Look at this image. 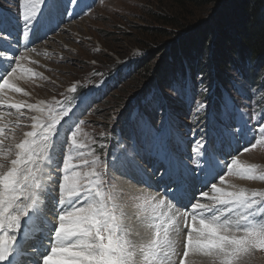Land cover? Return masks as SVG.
<instances>
[{
	"label": "rangeland",
	"instance_id": "374dc122",
	"mask_svg": "<svg viewBox=\"0 0 264 264\" xmlns=\"http://www.w3.org/2000/svg\"><path fill=\"white\" fill-rule=\"evenodd\" d=\"M64 1L47 0L39 20L25 23L23 14L26 10L30 12V7L23 0H0V22H3L0 25L3 36L0 38V45L9 40L10 32L18 42L23 39L35 40L33 48L36 49L33 54L25 53V59L20 61L22 67L10 80V83L23 91L16 92L6 88L0 93V102L7 107L15 103L25 105L19 111L10 107L1 109L0 122L5 124V133L0 139H4V146L7 148L20 142L24 133L32 130L34 121L31 117L40 113L29 110L27 104L44 101L45 110L48 105L57 101V109L63 103L70 105L63 108L69 110L63 121L75 122L74 131L77 127L80 129L77 133L78 142L87 145L84 151L93 153L90 159L99 157L107 189L122 196L121 203L125 205L126 211L125 222L135 233L138 228L135 229L134 226L140 220L136 215L134 198L158 195L156 189H153V182L157 183V191L169 192L165 199L177 207L178 203H183L177 196L181 194L184 182L194 184L185 188L186 195L193 197L195 192H199L198 182L191 179L192 176H199L198 160L202 161V165H206L204 160L211 162L214 176L218 172V163L226 158H220L217 152H222V147H227L230 143L237 145V135L246 133L250 138L249 144L258 138V132L264 137L263 129L258 126L264 116V86L251 83L245 75L242 76L230 66L225 71L228 78L221 85L212 65L201 60L195 79L188 69L186 79L173 85L169 91L164 90L167 96L158 87L143 95L154 81V71L164 65L175 47L213 22L229 2L233 5L237 0H226L222 4V0H200L189 5H178L169 0H70V4H65L74 10L71 19L63 21L54 30L55 27L51 28L50 21H47L53 11L49 8ZM214 41L215 38L212 37L210 44ZM209 51L210 49L207 53ZM148 55L152 61L147 72L137 77L135 64ZM180 55H183L182 51ZM203 73H209L208 79L203 78ZM141 83L143 85L139 87ZM73 86L76 90L87 91L82 96L90 93L92 97V102L79 108V113L74 108L79 106L82 96L79 100L73 99L74 92L70 90ZM218 89L223 93L220 111L201 120L200 116L206 111V103L210 104V96ZM95 90H99L100 94L95 95ZM255 99H260V107ZM150 128L157 132V136L152 137ZM124 129L134 134L131 137L133 145L130 148L126 146L130 150L128 154H123L121 148L124 143L121 140L130 144L129 135L124 134ZM120 131L123 135H120ZM140 133L144 135L139 136ZM116 139L120 141L118 147L112 148L111 140L116 142ZM183 142L186 143V150L182 151L178 143L183 146ZM242 142H247L246 136L242 138ZM199 143H203V148L201 155L197 156L195 149ZM258 146L240 159L241 162L255 163L264 169V141ZM60 154V149L50 153L54 161L59 159ZM119 154H123V161H119L118 167L114 162ZM14 156L13 152L9 159ZM159 156L161 161L166 162L169 159L162 156L173 157L180 169L183 168L181 165H187L192 176L184 167L183 172H178L170 184L166 183L165 168L160 164ZM51 164L53 162H49L47 171L53 175L51 179H47V175L45 177L46 191L43 196L47 206V220L54 219L48 208L56 202L57 176L62 175L55 164L53 170L57 174L51 172ZM226 182L248 189L264 190V181L244 180L235 174L228 177ZM188 189L191 190L189 193ZM160 211L167 213L168 209L162 208ZM131 215L134 216L133 219H130ZM34 222L36 223L35 220ZM35 226L36 224L32 228L27 223L22 224L24 230L19 238L30 239L31 243L26 241L29 247L25 246L24 249L23 246V251L16 255L13 264H35V259L43 250H40L41 234L46 235V229L50 225L45 224V229ZM35 240H39L38 245ZM44 242L47 243L46 240ZM34 248L39 252H33ZM207 260L208 258L199 260L197 264H205ZM237 264H264V251L253 250L242 255Z\"/></svg>",
	"mask_w": 264,
	"mask_h": 264
},
{
	"label": "snow or ice",
	"instance_id": "6c2138e0",
	"mask_svg": "<svg viewBox=\"0 0 264 264\" xmlns=\"http://www.w3.org/2000/svg\"><path fill=\"white\" fill-rule=\"evenodd\" d=\"M23 3L30 7V12L23 14V20L29 23L39 20L47 0ZM11 63L15 66H0V93L6 88L23 91L10 83L21 67L16 60ZM70 90L75 92V86ZM44 104L26 105L40 115L31 117L32 130L24 133L20 142L5 148L4 139H0V264H13L23 251L18 234L22 224L31 220L36 221L38 229L50 225L46 235L41 234L43 250L35 264H192L190 254L208 258L209 264H237L242 255L264 251V190L226 182V176L233 174L244 180L264 181V169L239 159V155L256 149L264 137L244 147L213 176L219 183L205 184L208 191L200 196L206 202L193 194L194 202L185 206L191 211H180L158 195L136 196V215L144 230L141 235L140 231L133 233L125 222L122 196L107 189L99 157L90 159L93 153H86L87 145L78 142V127L71 132L67 154L61 152L56 203L48 208L54 219L47 220L45 177L51 179L47 171L50 153L56 147L58 125L69 110H58L55 104L45 110ZM8 107L19 111L25 105ZM4 133L5 128L0 127V137ZM202 148L203 143H199L197 156ZM13 152L14 158L9 159ZM162 208L168 212L160 211Z\"/></svg>",
	"mask_w": 264,
	"mask_h": 264
},
{
	"label": "trees",
	"instance_id": "16d2710c",
	"mask_svg": "<svg viewBox=\"0 0 264 264\" xmlns=\"http://www.w3.org/2000/svg\"><path fill=\"white\" fill-rule=\"evenodd\" d=\"M169 1L178 5H189L200 0ZM225 1L222 0L220 4ZM235 2L233 5L229 2L217 14L213 22L175 47L164 65L154 71V81L150 83L143 95L150 92V89L158 87L167 96L164 90L169 91L173 85L186 79L188 69L195 79L197 71L200 70L198 64L201 60L212 65L221 85L228 78L225 71L230 66L232 70L242 76L245 75L251 83H260L261 87L264 86V0H237ZM235 4L236 8L233 9ZM212 37L215 41L210 44ZM181 51L183 55H180ZM151 61L148 55L147 58L136 63L135 75L141 77L147 72ZM204 73L203 78H207L209 73ZM261 78H263L262 81ZM142 85L143 83L139 84V87ZM217 92L220 93V90L218 89ZM218 93L216 95L220 97ZM123 132L125 135H131L125 129Z\"/></svg>",
	"mask_w": 264,
	"mask_h": 264
},
{
	"label": "bare ground",
	"instance_id": "6f19581e",
	"mask_svg": "<svg viewBox=\"0 0 264 264\" xmlns=\"http://www.w3.org/2000/svg\"><path fill=\"white\" fill-rule=\"evenodd\" d=\"M56 196V195H55ZM48 212H50L51 213V211H48ZM125 213H126V211H125ZM133 217L134 216H130V219H133ZM31 222H33L32 224H30ZM30 227H34V224H36L35 222H34V220H31V221H27L26 222ZM35 228H37L36 226H35ZM134 228L136 229V228H138L137 229V231H140L141 232V235H143L144 234V230H143V227H142V225H141V222H139V223H137L136 224V226H134ZM45 229V228H44ZM28 230H30V228L28 229ZM31 231V230H30ZM38 236H40V235H38ZM33 238H34V236H33ZM39 238V237H38ZM136 238V237H135ZM37 239V238H36ZM35 242L37 243V245L39 244L38 242H39V240H35ZM36 245V244H35ZM32 250H34L33 252H39V250L37 249V248H34V249H32ZM245 257V256H244ZM189 259L192 261V264H197V262L199 261V260H204V259H207V258H205V257H202V256H192L191 254H190V257H189ZM187 262V261H186ZM241 263V262H240ZM205 264H209V260H207L206 262H205Z\"/></svg>",
	"mask_w": 264,
	"mask_h": 264
}]
</instances>
